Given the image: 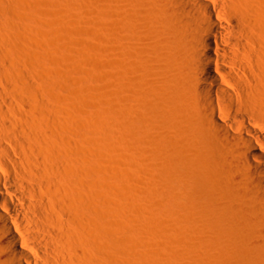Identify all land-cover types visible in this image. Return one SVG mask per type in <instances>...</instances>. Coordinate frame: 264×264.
Returning <instances> with one entry per match:
<instances>
[{
    "label": "rangeland",
    "instance_id": "1",
    "mask_svg": "<svg viewBox=\"0 0 264 264\" xmlns=\"http://www.w3.org/2000/svg\"><path fill=\"white\" fill-rule=\"evenodd\" d=\"M167 2L0 0V46L15 59L3 64L6 75L19 68L8 77L23 89L53 85L44 96L36 90L62 119L53 137L68 151L67 167L82 159L86 232L79 235L89 264L242 257L224 216L217 219L241 171L223 166L221 141L194 95L200 78L181 48L191 45ZM252 2L258 26L249 27L246 61L256 65L264 60V0ZM30 72L35 86L25 82ZM63 172L54 177L73 200L76 174Z\"/></svg>",
    "mask_w": 264,
    "mask_h": 264
},
{
    "label": "bare ground",
    "instance_id": "2",
    "mask_svg": "<svg viewBox=\"0 0 264 264\" xmlns=\"http://www.w3.org/2000/svg\"><path fill=\"white\" fill-rule=\"evenodd\" d=\"M251 3L168 0L166 13L178 18L191 45L188 48L180 42L188 69L200 78L194 95L215 132L211 134L221 141L223 166L241 171L240 187L233 185L230 195L222 196L228 210L217 219L224 216L226 229L233 230L231 247L236 246L246 264H264V60L257 57L256 65L246 61L252 58L249 27L258 26ZM3 48L0 46V264H89L79 235L86 232V179L78 164L82 156L79 160L76 154L78 163L75 159L72 167L66 166L67 149L56 144L52 130L62 119L52 111L50 100L39 99L34 80L29 82L31 72L25 73L28 81L21 75L36 88L27 86V93L16 83L19 81L13 82L19 68L14 67L17 72L9 68L14 72L13 81L8 77L10 71L6 75L3 64L11 60V54ZM33 59L30 65L36 62ZM49 89L48 85L39 90L52 93ZM207 167L204 165L206 171ZM62 172L76 174L73 200L66 195L68 187L55 178ZM233 257L239 259L237 264H244L241 256L236 258L235 253Z\"/></svg>",
    "mask_w": 264,
    "mask_h": 264
}]
</instances>
